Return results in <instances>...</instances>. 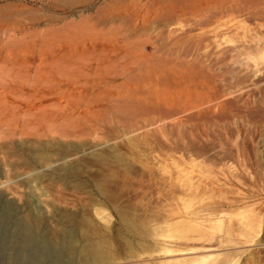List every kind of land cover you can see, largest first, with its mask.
I'll use <instances>...</instances> for the list:
<instances>
[{"label":"rangeland","instance_id":"rangeland-1","mask_svg":"<svg viewBox=\"0 0 264 264\" xmlns=\"http://www.w3.org/2000/svg\"><path fill=\"white\" fill-rule=\"evenodd\" d=\"M233 5L242 12L190 24ZM133 7L150 18L174 15L170 28L179 35L214 33L198 51L157 40L156 31L146 37L150 30L135 41L157 40L146 45L143 67L170 77L159 84L143 77L141 86L177 93L111 109L102 100L119 103L113 90H69L64 118L28 120L22 135L8 87L25 81L15 74L23 55L30 75L40 64L82 83L81 73L96 67V33L114 38ZM85 95L100 101L92 108L96 130L66 116ZM145 122L148 134L125 133ZM69 165L78 170L67 173ZM95 244L104 257L85 264H264V0H0V264H50L62 250L73 256L69 246L76 254Z\"/></svg>","mask_w":264,"mask_h":264},{"label":"bare ground","instance_id":"bare-ground-1","mask_svg":"<svg viewBox=\"0 0 264 264\" xmlns=\"http://www.w3.org/2000/svg\"><path fill=\"white\" fill-rule=\"evenodd\" d=\"M238 7H235L233 5V7H228L225 9H219V10H214V11L209 10V13L205 12L206 14H203L201 16L196 14L198 15L199 18L195 19L194 21H191L190 24L195 22L192 25L196 26V24L197 25L210 24L214 21L216 23V21L220 19L221 17H223L224 13L227 11L229 12V14L242 12L241 10L242 7H240V9ZM161 11L159 13L155 12V15L150 18L148 11H143L142 8L138 9V8L133 7L131 11H128V10L123 11L124 12L123 14L127 16L126 18H128L129 24H127V26L124 28L123 31H118L114 38H111V39L105 38L104 35L101 34V30L98 33H96L93 39L95 43L97 42L99 43V49L97 50L96 54L94 53L95 55L93 56L94 57L93 59L96 63V67L94 68L90 67L86 73L85 72L81 73V77L83 78L82 83L80 82L79 79L63 81L61 71L54 68L53 66H50L49 69L44 70V68H42V66L39 64L34 69L33 75H30L31 67L27 65L26 57L23 55L21 62L18 64L17 69L19 71L16 72L15 74L18 75V77H20L21 79L24 77L23 80L25 81L21 85H16L15 87L14 86L8 87L10 88L8 92L14 95V99L12 103L13 104L18 103L15 106H13V108L21 111L23 114L20 117L21 118L20 120L22 121L20 132L22 133V135L25 133V129L26 131H28L26 128V126L28 125V120L30 121L36 120V123H38V121L40 122L43 120H54V119L58 120V119L64 118L65 115L63 114H65L67 107H70V106L62 105V99L64 97V94H69L71 92L69 90L75 91V90H78L79 88H82L83 91L85 90L86 92H88L89 90L93 91V90L98 89L99 96L103 93L104 94L106 92L109 93L111 90H113L116 94V97L118 96L119 98L118 99L119 103L117 102L116 104L113 103V99H112L113 95H111L112 97H110L107 100L106 99L102 100V102L106 105V107L111 108V109L118 107V106L120 107V104L123 107L128 104H132V105L138 104L141 107H143L144 105L142 106V102L146 98H148L149 100L150 97L153 96V97H156L157 100H160V99L162 100L163 98L165 99V97L170 98L171 96L176 94L177 93L176 88L175 89L171 88L172 90L170 89V90L161 91V90H157L154 88H147L145 86H141V84L144 82L143 77L145 78L147 77L150 81H154L157 83L160 82V80L168 81V78H170L164 74H161V75L158 74L152 77L154 75L153 74L154 72H152L148 66H146L145 68L143 67L145 65L144 59L146 56H145L144 49L146 48V45H152L153 47H156V41L158 39H161L162 41L168 42V44L171 46H180V44L182 45V43L184 42V44L187 43V46H190L189 49L193 48V50L198 51L201 49L209 48L211 46V44L213 43L212 39H213L214 33H211L213 34L211 36L212 37L211 39L207 37L208 34L206 35V33H209L210 30H207V31L204 30L206 33L198 32V33L192 34V32H188L185 35H179L174 30L175 28L174 26L170 28L173 21H175L173 19L174 15L167 13V12L163 13ZM119 14L120 13L117 12V15ZM158 19H160L161 21ZM157 20L160 22V25H156L157 23H155V21L157 22ZM154 24L155 26H153ZM217 27L218 26H216L215 28ZM148 30H150L149 32H151V34L148 33L146 35L147 33L146 31ZM153 31L154 32L156 31V37H157L156 41H150V39H147L146 41L143 40L145 42L143 41L142 42L139 41L140 43L135 42L144 35H146V37L149 35H153L154 34ZM215 32H218V31L215 29ZM137 44H139V47L136 46ZM187 46L185 47L186 49H188ZM7 58L9 59V55H7ZM126 58H128V61L126 60ZM123 59H124L123 66L120 67L119 70H114V67L119 66V61ZM11 63L14 65L15 64L17 65L16 60L11 61ZM134 65H136V68L139 70V72L134 77L127 79L126 82H123L120 85H114V81L117 77L121 75L123 76L126 73L133 72L136 69V68H133ZM177 77H178L179 82L180 81H182V83L184 82V77L182 76L181 73L179 74L177 73ZM131 82H133L134 84L132 91L121 92L117 90L118 87H126ZM13 83L17 84L16 82H13ZM65 84L68 85V89L64 91L62 87ZM82 89H79L78 92H81ZM216 90L217 92L219 91L218 89ZM20 97L22 98L19 99ZM85 98H88V99H85ZM52 100H55V103L51 104L49 107L47 106L36 107L37 104H41L42 102L52 101ZM141 100L142 102H140ZM150 100L155 101V99H150ZM80 101L82 102V105H80V103H77L71 106V112L66 113V116L68 115L67 119L70 121L72 120L74 122L79 121V120L86 121L89 123L90 127L93 130H96L95 129L96 125L92 123L91 121V119L93 118L94 112H95V110H92V108L94 106H98L100 101L98 100L97 96L90 98L87 95H85V97H83V99ZM150 102L152 103V101ZM172 102L170 103V105L172 104ZM158 105H160V103L157 104V106ZM154 106L156 107V105ZM151 108L153 109V106ZM74 114H76L75 117H74ZM87 119H89L91 122L88 121ZM163 120L159 119L157 122L162 123ZM151 125L152 123L145 122L144 125L141 127L137 126L136 129L126 130V131L124 130V131L128 135L134 132L135 134H138L137 132H140L146 129V131L145 130L144 131L146 134H148L149 133L148 128ZM135 138L137 139V137ZM77 170L78 168L76 167V165H69L65 168V171L69 174H74ZM109 200L112 203V206H114V209L119 213L120 216L124 218L125 217L132 218V216L129 215L130 214L129 212L127 213L125 209L115 205L113 203L114 201H112L110 198ZM204 210L205 209L197 210L196 212L193 213V215L200 217L201 216L200 213L203 212L204 214ZM21 232H22V235H24L25 237L33 234V232L28 227H22ZM68 249L71 255L73 256L64 255L66 251L62 250V252L60 253L61 255L59 257H54L56 259H54L53 257L51 258L52 263L50 264H78V263L85 264L91 261L96 262V261L102 260L104 257V253H105V249L103 245H99V244L85 246L81 250L77 251L76 254H74L76 251H73L72 247L69 246ZM66 257L67 259H65ZM63 258L66 261L62 260ZM58 259L60 260L58 261Z\"/></svg>","mask_w":264,"mask_h":264}]
</instances>
